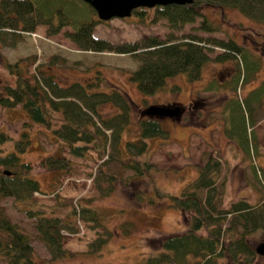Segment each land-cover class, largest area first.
I'll return each mask as SVG.
<instances>
[{
  "label": "rangeland",
  "instance_id": "obj_1",
  "mask_svg": "<svg viewBox=\"0 0 264 264\" xmlns=\"http://www.w3.org/2000/svg\"><path fill=\"white\" fill-rule=\"evenodd\" d=\"M145 8L149 9L143 17L133 10L129 16L97 22L93 35L113 44L140 42L146 36L179 41L185 35H196L204 44L211 42L207 38H233L251 53L247 56L257 59V66L249 67L247 58L237 52L229 51L226 59H216V54L224 53V48L211 43L209 55L212 59L203 67L200 77L190 79L185 72H180L170 77L156 92L144 93L131 78V72L139 64L136 57L129 53L83 50L67 35L73 31L72 25L63 26L58 33L48 35V26L38 24L33 31L23 32L14 45L3 44L0 40V95L6 84L15 82V76L8 72L2 59L14 62L28 57V72L31 74L36 73L38 65H42L62 84L86 83L97 79L100 74L106 83L90 89L108 90L110 85L123 89L138 105L134 108L132 132L125 135L127 138L137 136V121L145 115L144 109L148 105L182 106L178 117L156 116L168 136L164 142L159 137L148 139L149 150L138 159L148 160L154 167L148 176L138 179L133 177V170L119 160L109 161L100 168L101 158L94 151H90L89 158L70 155L68 147L62 140H56L48 126L29 122L23 107L8 108L0 104V131L6 136L0 141V154L15 151L21 162H30L29 175L39 181L41 189L32 193L28 203L15 200L13 196H0V208L10 220L30 234L39 260L49 259L50 253L37 237L36 218L29 216L26 210L31 206H59L56 211L65 218L64 211L84 199L81 200L84 205L97 209L100 222L96 224L82 219L67 222L74 229L73 232L67 228L62 230L63 245L70 253L54 264H137L159 249L153 240L186 229L185 216L169 201L168 194H179L184 186L183 178L194 174L198 169L196 166L203 165L209 156L221 162L216 205L227 207L233 201L246 199L251 204L261 203L264 207V167H261L264 166V83L256 90L250 88L252 84L259 83L264 73L261 66L264 60V22L252 20L234 7L203 5L201 16L175 28L163 17L152 22L153 7ZM204 18L213 27L212 31L201 28ZM7 39L11 43V38ZM233 67H238L241 75L234 80H225L219 84L218 91H214L219 76L225 79ZM253 70H257V74ZM211 76L214 78L210 79ZM209 84L215 86L208 88ZM192 98L199 102L189 109ZM114 111L111 104L102 106L103 114ZM57 115L60 113L54 114L55 123L59 122ZM259 119L263 121L256 126ZM24 130L28 131V137L22 136ZM26 139L29 142L21 150ZM54 151L72 158L70 160L76 164V170L60 173L41 166L42 159ZM253 163L261 166L256 167ZM6 168L9 167L0 165V172ZM106 171L116 176L114 185L103 179ZM98 179L101 180L99 186L96 185ZM56 195L60 196L59 202ZM200 195H205V189ZM98 237L104 238L106 243L100 253L92 252L89 244ZM248 239L255 246L264 239V231L258 230ZM0 264L7 263L1 261Z\"/></svg>",
  "mask_w": 264,
  "mask_h": 264
},
{
  "label": "trees",
  "instance_id": "obj_2",
  "mask_svg": "<svg viewBox=\"0 0 264 264\" xmlns=\"http://www.w3.org/2000/svg\"><path fill=\"white\" fill-rule=\"evenodd\" d=\"M203 5L234 7L252 20L264 22V0H193L185 4L156 5L151 8L154 12L151 20L155 22L163 17L172 27L179 28L201 16ZM147 9L140 7L134 11L143 17ZM99 21L94 8L84 0H0V40L3 44L14 45L23 32L33 31L38 24L48 26V35L58 33L63 26L72 25L74 29L67 35L79 48L94 52L129 53L136 57L139 64L131 72V78L144 93L156 92L170 77L180 72H185L190 79L200 77L203 67L212 59L209 55L211 43L224 48V53L216 54V59H226L230 52H237L247 58L249 67L257 66V59L247 56L249 52L230 38H207L211 42L204 44L200 42L202 38L196 35H185L179 41L146 36L140 42L113 44L93 35V27ZM207 21L203 19L201 28L212 31L213 27ZM8 37L11 43L7 42ZM29 63L28 57L14 62L2 59L8 72L15 76L14 84H6L0 95L2 106L23 107L29 122L48 126L53 136L68 147L71 155L89 158L90 151L96 152L101 158L100 168L109 161L119 160L132 169L133 177L138 179L150 172L154 165L148 160L140 161L138 157L148 152L149 138L159 137L164 142L168 136L159 118L149 115L140 117L137 136L127 138L125 135L132 132L134 108L138 105L123 89L117 85H110L108 90L90 89L106 83L100 74L97 79L86 83L74 81L62 84L54 73L48 72L42 65L37 66L36 73H29ZM240 75L238 68L237 77ZM216 85L219 87L218 82ZM213 86L209 84L207 87ZM105 104L113 105L115 111L103 114L102 106ZM57 112L60 113L57 115L59 122L55 123L54 114ZM22 136L28 137V131L24 130ZM5 137L0 131V141ZM28 142L29 139H26L21 150ZM0 165L9 167L0 172V196H13L15 200L28 203L34 191H41L39 181L29 175L32 164L21 162L15 151L0 154ZM40 165L60 173L76 170V164L57 151L43 158ZM104 173L103 179L114 185L116 176L108 171ZM220 173V160L209 156L179 194H168L169 201L185 216L187 227L182 232L168 233L153 240L160 246L159 249L137 264H264V256L255 251L248 239L256 231H264V207L261 203L251 204L246 199L233 201L227 207L216 205ZM100 184L98 179L96 185ZM204 189L205 195L202 196L200 193ZM56 199L59 202L60 196L56 195ZM81 200L64 211L65 218L56 211L59 206H31L26 210L29 216L36 218L37 237L50 253L49 259L41 260L36 256L30 234L10 220L0 208V262L54 264L66 257L70 251L63 245L62 230L74 231L67 222L77 219L96 224L100 222L97 209L84 205ZM70 217L73 218L67 220ZM105 243L104 238L98 237L89 244L90 251L100 253Z\"/></svg>",
  "mask_w": 264,
  "mask_h": 264
},
{
  "label": "water",
  "instance_id": "obj_3",
  "mask_svg": "<svg viewBox=\"0 0 264 264\" xmlns=\"http://www.w3.org/2000/svg\"><path fill=\"white\" fill-rule=\"evenodd\" d=\"M95 10L100 20H108L113 17H126L137 7H154L171 3L185 4L193 0H84ZM181 106L169 104H150L144 109V114L158 117H176ZM9 173L8 170H6ZM255 251L264 256V239L254 246Z\"/></svg>",
  "mask_w": 264,
  "mask_h": 264
},
{
  "label": "flooded vegetation",
  "instance_id": "obj_4",
  "mask_svg": "<svg viewBox=\"0 0 264 264\" xmlns=\"http://www.w3.org/2000/svg\"><path fill=\"white\" fill-rule=\"evenodd\" d=\"M223 10V9H222ZM221 10V12H223ZM245 35V34H244ZM242 36L243 37V39H244V37L245 36ZM248 39L249 40H253L254 41V39H252V37H249L248 36ZM232 40L236 43V44H239V43H237L236 42V40L235 39H233L232 38ZM246 40V39H245ZM263 45H264V43H263ZM253 46V45H252ZM239 47L241 48V45H239ZM243 47V46H242ZM250 53V52H249ZM263 64V65H262ZM261 66H262V69L264 68V60H263V63H261ZM263 71H264V69H263ZM230 72V73H229ZM237 74H238V68L237 67H233V69H231L230 71H228V76L227 77H225V79H222L220 76H219V79L218 80H216V82H218V84H223V82H225V80H234L236 77H237ZM256 74H257V71H256ZM212 78H214V77H212L211 76V78L210 79H212ZM255 79V78H254ZM215 80V79H214ZM259 81V83H258V85H260V84H262V83H264V73L262 74V76L260 77V80H258ZM257 87V86H256ZM218 88V87H217ZM257 89V88H256ZM252 90V89H251ZM218 91V89L216 90V92ZM196 98H192V105H189L188 106V108L189 109H191V106H193V105H195L196 103H198L199 101H197V100H195ZM182 111V110H181Z\"/></svg>",
  "mask_w": 264,
  "mask_h": 264
},
{
  "label": "crops",
  "instance_id": "obj_5",
  "mask_svg": "<svg viewBox=\"0 0 264 264\" xmlns=\"http://www.w3.org/2000/svg\"><path fill=\"white\" fill-rule=\"evenodd\" d=\"M256 86H258V84L255 83V84H252L250 88H251V89H254ZM213 89H214V91H216L218 88L214 87ZM248 89H249V88H248ZM247 91H248V90H247ZM247 91H246V93H248ZM220 106H221V105H220ZM221 107H222V106H221ZM257 121H258V122L256 123V126H257L258 124H260V122H262L263 119H259V120H257ZM206 123H207V122H205V123L203 124V127H205ZM187 124H188V123H187ZM187 124H186V125H187ZM188 128H189V127H188ZM199 132H200V131H199ZM192 134L197 136V134H194V133H192ZM56 140H57V139H56ZM212 149H213V147H212ZM182 150H183V149H182ZM69 154H70V153H69ZM70 155H71V154H70ZM72 156H74V155H72ZM74 157H77V156H74ZM68 158H69V159H72V158H70V157H68ZM253 165H255L256 167L261 166V165H259V164H255V163H253ZM196 167H198V166H196ZM261 167H264V166L262 165ZM193 168H194V169H197V168H195V166H193ZM197 170H198V169H197ZM195 171H196V170H195ZM195 171H194V174H190V175H188V176L186 175L185 178H183V183H184V184H185L186 182H188L190 179H192V178L197 174V171H196V172H195ZM183 183H182V184H183Z\"/></svg>",
  "mask_w": 264,
  "mask_h": 264
}]
</instances>
